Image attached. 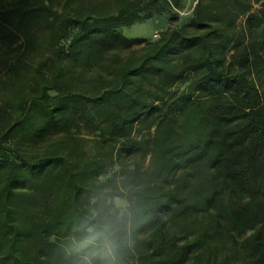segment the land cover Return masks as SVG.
I'll list each match as a JSON object with an SVG mask.
<instances>
[{
  "label": "trees",
  "instance_id": "16d2710c",
  "mask_svg": "<svg viewBox=\"0 0 264 264\" xmlns=\"http://www.w3.org/2000/svg\"><path fill=\"white\" fill-rule=\"evenodd\" d=\"M181 4L0 0V264H72L117 186L138 208L123 264H264V0L121 30Z\"/></svg>",
  "mask_w": 264,
  "mask_h": 264
},
{
  "label": "clouds",
  "instance_id": "9594fccd",
  "mask_svg": "<svg viewBox=\"0 0 264 264\" xmlns=\"http://www.w3.org/2000/svg\"><path fill=\"white\" fill-rule=\"evenodd\" d=\"M138 208L130 189H101L93 196L78 235L71 240L72 264H123L131 246Z\"/></svg>",
  "mask_w": 264,
  "mask_h": 264
},
{
  "label": "rangeland",
  "instance_id": "374dc122",
  "mask_svg": "<svg viewBox=\"0 0 264 264\" xmlns=\"http://www.w3.org/2000/svg\"><path fill=\"white\" fill-rule=\"evenodd\" d=\"M10 0H3L7 3ZM195 4V0H182L181 7L179 9H169L164 12L161 16H154L151 19H147L141 22H136L131 25L122 27L121 30L124 35L128 37H145L147 39H156L159 33L169 25L181 24L186 22L192 14V8ZM171 15H176L177 20L174 23H170L169 18ZM243 17L238 21L239 26H241ZM156 34V36H154ZM128 168L121 166H113L111 169L107 170L101 174L102 179L113 178L117 179L123 176Z\"/></svg>",
  "mask_w": 264,
  "mask_h": 264
},
{
  "label": "built area",
  "instance_id": "2783aa9c",
  "mask_svg": "<svg viewBox=\"0 0 264 264\" xmlns=\"http://www.w3.org/2000/svg\"><path fill=\"white\" fill-rule=\"evenodd\" d=\"M154 36H156V34H154Z\"/></svg>",
  "mask_w": 264,
  "mask_h": 264
}]
</instances>
